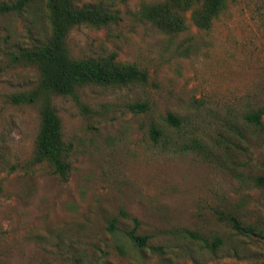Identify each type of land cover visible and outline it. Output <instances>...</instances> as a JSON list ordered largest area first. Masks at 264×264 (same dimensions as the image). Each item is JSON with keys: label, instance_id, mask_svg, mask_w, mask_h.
<instances>
[{"label": "rangeland", "instance_id": "rangeland-1", "mask_svg": "<svg viewBox=\"0 0 264 264\" xmlns=\"http://www.w3.org/2000/svg\"><path fill=\"white\" fill-rule=\"evenodd\" d=\"M75 2L119 19L71 29L70 56L114 55L147 81L51 98L70 145L63 181L47 163H31L40 95L8 101L37 89V70L15 56L50 35L47 0L0 11V264H263L264 235L238 237L219 215L264 231V187L254 182L264 163V0H226L209 30L187 12V29L175 35L140 14L143 3L163 0ZM137 104L147 108L131 110ZM258 110L259 125L246 120ZM153 127L162 133L156 141ZM133 229L145 247L129 240ZM186 231L226 246L210 254ZM234 246L249 256L235 257Z\"/></svg>", "mask_w": 264, "mask_h": 264}, {"label": "trees", "instance_id": "trees-1", "mask_svg": "<svg viewBox=\"0 0 264 264\" xmlns=\"http://www.w3.org/2000/svg\"><path fill=\"white\" fill-rule=\"evenodd\" d=\"M25 0H19L14 6H4L0 11H17ZM75 0H47L50 35L30 47L18 51L15 59L26 66L37 70L39 79L37 89L29 92H20L8 97L13 105L32 104L37 95L41 97L39 129L34 142L31 163L33 165L47 163L61 180L66 181L68 163L66 162L70 145L63 139L62 125L55 107L51 104L53 96L71 97L77 99V90L84 86L98 87H125L133 84H143L147 81L146 72L139 70L132 64H120L115 56L106 58L74 59L70 56L66 46V39L71 29L78 26L100 28L119 19L117 12L113 13L100 5L86 4L76 6ZM226 0H163L157 4L143 3L140 8L141 16L154 27L166 34H179L187 29L184 15L189 12L190 20L199 30H209L215 18L223 11ZM131 110L144 112L146 104L130 106ZM262 110L249 114L246 120L256 125L260 124ZM166 121L175 127L180 124L179 118L168 115ZM161 131L153 127L150 131L152 140H157ZM258 187H264L263 174L254 179ZM234 234L241 238H261L264 231L253 225L240 222L233 215H219ZM134 220L137 225L138 222ZM108 230H115V219L110 221ZM135 229L128 233L132 244L138 248L146 246L147 237L135 233ZM187 235L202 243L203 248L210 254L226 246L220 237L211 241L201 238L193 232ZM235 257L239 254L248 255V249L237 246L229 248ZM235 264V263H225ZM264 264V262H263Z\"/></svg>", "mask_w": 264, "mask_h": 264}]
</instances>
